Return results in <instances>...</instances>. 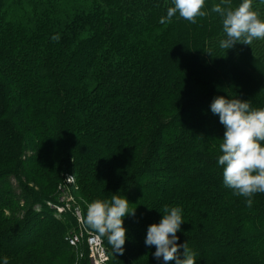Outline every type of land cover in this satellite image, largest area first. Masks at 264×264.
I'll list each match as a JSON object with an SVG mask.
<instances>
[{
  "label": "trees",
  "instance_id": "obj_1",
  "mask_svg": "<svg viewBox=\"0 0 264 264\" xmlns=\"http://www.w3.org/2000/svg\"><path fill=\"white\" fill-rule=\"evenodd\" d=\"M23 3L0 0V264H75V217L48 206L66 175L85 217V201L113 195L134 210L122 254L105 237L109 264H165L145 243L165 205L181 208L177 244L196 264H264V193L249 207L224 185L210 108L221 96L264 108V40L221 48L212 12L242 0L163 24L173 0ZM252 7L264 19V2Z\"/></svg>",
  "mask_w": 264,
  "mask_h": 264
},
{
  "label": "clouds",
  "instance_id": "obj_2",
  "mask_svg": "<svg viewBox=\"0 0 264 264\" xmlns=\"http://www.w3.org/2000/svg\"><path fill=\"white\" fill-rule=\"evenodd\" d=\"M229 4L230 0H223ZM264 2V0H262ZM173 7L167 10V16L160 23L171 22V18L179 16L191 23L197 17L207 15L202 9L205 0H173ZM253 0H242L237 7H221L216 5L212 12L218 13L222 19L226 39L220 47L229 49L236 43L251 45L253 40H264V19L253 10ZM58 40V36H53ZM211 112L219 116V121L226 131L219 145L221 155L218 164L223 166V183L233 190L235 195L248 198L246 203L253 204L251 197L256 193H264V108L252 109L248 101L217 97L210 105ZM87 206L84 224L87 228L107 235L114 252L123 253L127 230L123 226V218L129 213V202L126 198L113 195L110 200L96 199ZM181 208L167 205L163 208V216L158 224L147 229L145 243L155 246L154 256L161 257L167 264L175 260L176 264H196L195 253L185 243L177 244L176 233L184 221ZM183 247V258L178 254ZM3 264H8L4 258Z\"/></svg>",
  "mask_w": 264,
  "mask_h": 264
},
{
  "label": "built area",
  "instance_id": "obj_3",
  "mask_svg": "<svg viewBox=\"0 0 264 264\" xmlns=\"http://www.w3.org/2000/svg\"><path fill=\"white\" fill-rule=\"evenodd\" d=\"M75 185V178L72 175H66L64 183L59 186V191L62 192L56 203L49 202L48 205L55 211L57 217H62L65 214L72 213L76 220V228L66 237L70 247L78 248L86 245L89 252V257L92 264H109V252L105 244V237L99 233L87 228L84 224V216L81 211L72 204L73 198L70 192L66 197L69 187ZM76 203V202H74Z\"/></svg>",
  "mask_w": 264,
  "mask_h": 264
},
{
  "label": "rangeland",
  "instance_id": "obj_4",
  "mask_svg": "<svg viewBox=\"0 0 264 264\" xmlns=\"http://www.w3.org/2000/svg\"><path fill=\"white\" fill-rule=\"evenodd\" d=\"M19 1H21V0H19ZM22 2H24L23 3V5L22 6H25V8H27L28 7V9L30 10L32 7H31V3L33 2V0H22ZM33 9H34V7H33ZM15 13L16 14H20L21 13V11L20 10H16L15 11ZM73 176V175H72ZM74 177V176H73ZM75 185H76V180H75ZM74 184H73V186H71V187H69V190H67V194H66V197H67V195L69 194V192H70V197L71 198H73L74 199V201L72 200L71 202H72V204H74V206H76V208H78L80 211H81V213L83 214V216H84V218H85V212H84V206L82 205V204H80V202L78 201V198L77 197H75L74 195H73V192L71 191L72 190V188H74V186H75ZM58 191H59V189H58ZM63 196V194H62V192L60 193V192H58L57 193V198H59L60 196ZM74 202H76V203H74ZM71 232H73V230L71 231ZM70 232V233H71ZM70 233H68V235L70 234ZM34 237H35V235H34ZM70 246V245H69ZM73 248V247H72ZM87 249V252L84 250V249ZM72 251H75L76 253V262H75V264H80V261H82V260H84V259H88V263L89 264H92L91 263V259H90V257H89V252H88V248H87V246L86 245H84V246H80V247H78V248H73V250ZM110 257V256H109ZM110 263V262H109Z\"/></svg>",
  "mask_w": 264,
  "mask_h": 264
}]
</instances>
